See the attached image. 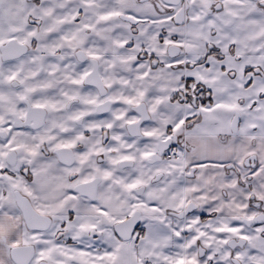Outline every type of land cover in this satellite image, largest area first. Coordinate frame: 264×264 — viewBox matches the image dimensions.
Masks as SVG:
<instances>
[{"label":"snow or ice","instance_id":"1","mask_svg":"<svg viewBox=\"0 0 264 264\" xmlns=\"http://www.w3.org/2000/svg\"><path fill=\"white\" fill-rule=\"evenodd\" d=\"M0 264H264V0H0Z\"/></svg>","mask_w":264,"mask_h":264}]
</instances>
